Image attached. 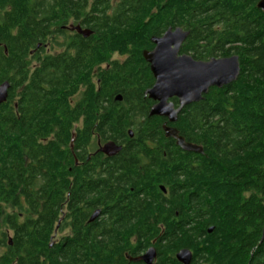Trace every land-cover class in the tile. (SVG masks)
<instances>
[{"label": "trees", "instance_id": "trees-1", "mask_svg": "<svg viewBox=\"0 0 264 264\" xmlns=\"http://www.w3.org/2000/svg\"><path fill=\"white\" fill-rule=\"evenodd\" d=\"M48 1L30 7L28 0H0V83L10 84L7 99L0 104V218L14 230L0 264H89L85 262L89 255L95 261L92 264L108 260L87 242L80 248L84 258L80 262L72 260L75 255L68 249L50 248L47 236L40 233L50 232L52 212L46 207L38 213V191L33 185L40 175L69 174L77 118L69 113L68 99L80 88V94L92 101L100 96H123L121 113L138 110L131 98L142 102L154 83L143 51L151 50V38L169 27L189 32L181 53H191L198 60L232 54L239 58L236 80L221 88L211 87L201 101L185 106L174 126L187 142L203 149L195 155L201 159L200 171L187 182L203 194L205 203L211 198L222 209L228 204L240 207L238 194L253 193L241 205L254 227L250 245L244 248L245 259L237 257L231 264H264V11L257 7L259 0H117L114 6L107 5V13L103 4L94 3V15L82 22L93 34L77 36V50L35 56L36 65L30 69L28 42L43 39L49 25L70 14L77 19L86 5V0ZM37 8L44 16L40 21L31 15ZM114 52L124 59L109 60ZM105 62L110 64L107 70L90 76ZM94 77L100 78V84H95ZM117 115L108 125L120 132L131 123L126 115ZM91 121L85 119L78 133L85 135L94 124ZM7 204L15 211L4 215L2 206ZM235 215L227 213L228 220L213 217L219 220L222 234L229 224L244 231L246 221L238 222ZM242 232L237 236L244 238ZM251 249V259L246 261ZM226 254L231 259L237 255Z\"/></svg>", "mask_w": 264, "mask_h": 264}, {"label": "flooded vegetation", "instance_id": "flooded-vegetation-1", "mask_svg": "<svg viewBox=\"0 0 264 264\" xmlns=\"http://www.w3.org/2000/svg\"><path fill=\"white\" fill-rule=\"evenodd\" d=\"M45 1L49 2L28 0V5L41 6ZM85 2V9L77 19L75 14H70L65 20L49 25L48 34L43 39L32 38L28 42L30 69L36 65L34 57L43 52L77 50L76 37L89 38L93 34L82 23L94 15L93 4H103L107 13V5L114 6L116 0ZM38 11V8L33 9L31 15L40 21L44 16ZM75 27L92 33L84 37ZM111 54L121 59L109 60L121 61L125 57L117 52ZM180 54L192 57L191 53H181V49ZM109 67V62L100 64L90 76L96 77L99 71ZM95 77V84H100V78ZM80 89L68 99L69 113L77 118L71 135L69 174L40 175L33 185L38 191V213L46 207L52 212L50 232L48 235L43 231L40 233L47 236V245L63 252L68 249L75 255L72 260L80 262L84 259L80 248L87 242L90 247H96L100 255L109 257L104 262L97 261L98 264H231V261H237V257L244 260V248L250 245L254 227L248 222L250 217L241 205L248 202L253 193L241 191L238 194L240 207L228 204L222 209L211 198L205 203L203 194L192 190L194 187H189L187 182L189 176L200 171L201 159L195 155L203 151H185L175 138L166 134L165 127H173L187 142L174 123L165 117L149 115L155 103L151 98L145 94L142 102L131 98L138 110L121 113L123 96H100L92 101L80 94ZM175 100L170 99L177 108ZM117 114L126 115L127 122L131 123L120 132L108 125L111 118H119ZM85 119H89L90 124L94 120V124L82 135L78 130L83 127ZM21 203L27 210L23 199ZM12 209L11 213L15 211ZM232 212L238 222L246 221L242 226L244 231L239 225L229 224L222 234L218 229L219 220L214 221L213 217L228 220L226 214ZM21 214L23 217L25 213ZM240 232L244 238L237 236ZM2 234L0 247L5 251V245L12 244L14 230L5 225ZM235 248L237 251L234 252ZM230 251L237 254L232 259L226 254ZM252 253L253 249L248 252L246 261H250ZM85 262L92 264L95 261L89 255Z\"/></svg>", "mask_w": 264, "mask_h": 264}, {"label": "water", "instance_id": "water-1", "mask_svg": "<svg viewBox=\"0 0 264 264\" xmlns=\"http://www.w3.org/2000/svg\"><path fill=\"white\" fill-rule=\"evenodd\" d=\"M257 7L264 11V0H259ZM75 29L84 37L92 33L79 27ZM188 35L189 32L181 27H169L161 36L151 38V50L143 51V58L149 64L154 79L153 85L144 93L155 102L149 115L165 117L172 124L185 106L201 101L211 87L221 88L232 83L240 72L239 58L235 54L202 61L180 54ZM9 87L8 81L0 83V104L7 99ZM172 98L177 100V108L170 101ZM165 130L183 150L202 152L201 146L178 136L175 128L165 127Z\"/></svg>", "mask_w": 264, "mask_h": 264}, {"label": "rangeland", "instance_id": "rangeland-1", "mask_svg": "<svg viewBox=\"0 0 264 264\" xmlns=\"http://www.w3.org/2000/svg\"><path fill=\"white\" fill-rule=\"evenodd\" d=\"M117 1V0H116ZM115 2V1H114ZM114 59V58H117V59H121L119 57H117L116 55L114 54H111L110 55V59ZM3 211H4V215L7 214V213H11L13 211L12 207L9 206V205H3ZM5 232V224L3 223L2 221V217L0 218V235H2V233ZM4 250L0 247V254L3 252Z\"/></svg>", "mask_w": 264, "mask_h": 264}]
</instances>
